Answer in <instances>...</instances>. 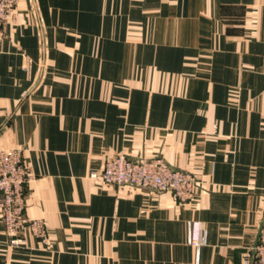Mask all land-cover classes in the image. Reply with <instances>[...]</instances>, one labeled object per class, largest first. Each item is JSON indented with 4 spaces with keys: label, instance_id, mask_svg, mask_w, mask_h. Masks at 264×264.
<instances>
[{
    "label": "crops",
    "instance_id": "crops-1",
    "mask_svg": "<svg viewBox=\"0 0 264 264\" xmlns=\"http://www.w3.org/2000/svg\"><path fill=\"white\" fill-rule=\"evenodd\" d=\"M0 41V148L33 173L0 264H248L264 236V0H22ZM162 157L196 197L102 183ZM200 235L199 246L191 243Z\"/></svg>",
    "mask_w": 264,
    "mask_h": 264
},
{
    "label": "built area",
    "instance_id": "built-area-1",
    "mask_svg": "<svg viewBox=\"0 0 264 264\" xmlns=\"http://www.w3.org/2000/svg\"><path fill=\"white\" fill-rule=\"evenodd\" d=\"M21 1L0 0V41L4 37L2 25L15 18ZM23 153V148L18 146L0 148L1 218L11 247L27 245V230L41 246L51 248L52 239L45 220L26 215V186L34 176L24 163ZM91 177H99L106 185L131 186L151 192L171 191L182 203L196 197L199 184L195 173L174 168L162 157L134 160L123 153L108 158L102 171L91 172ZM191 243L199 246L201 236L192 235ZM245 261L248 264H264V236L246 251Z\"/></svg>",
    "mask_w": 264,
    "mask_h": 264
}]
</instances>
